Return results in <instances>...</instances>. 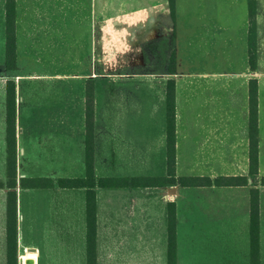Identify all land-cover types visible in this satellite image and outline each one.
<instances>
[{"label": "crops", "instance_id": "1", "mask_svg": "<svg viewBox=\"0 0 264 264\" xmlns=\"http://www.w3.org/2000/svg\"><path fill=\"white\" fill-rule=\"evenodd\" d=\"M5 17L0 0V264H7L10 192L7 83L16 85L17 264H87L86 189L57 185L86 175L87 83L94 84L96 178H168L169 80L176 89V178H247L248 186L97 187V264H168L171 202L177 264H251V80L258 82L264 264V0H256L254 70L248 0H175L174 12L169 0H16L11 71ZM110 61H170L174 71L116 73ZM37 179L54 186L22 184Z\"/></svg>", "mask_w": 264, "mask_h": 264}, {"label": "trees", "instance_id": "2", "mask_svg": "<svg viewBox=\"0 0 264 264\" xmlns=\"http://www.w3.org/2000/svg\"><path fill=\"white\" fill-rule=\"evenodd\" d=\"M174 12L175 0H169ZM249 3V64L256 69V0ZM6 66L9 71L16 65V0H6ZM174 71V66L170 67ZM6 126H7V188L10 192L7 198V264H17L16 238V85L7 83L6 98ZM259 124H258V82L251 80L249 84V144H250V177L255 179L253 187L248 188V209L250 216V258L251 264H259L260 257V190L257 188L259 168ZM166 136H167V172L168 178H102L95 176V98L94 84L87 83L86 91V175L81 179H60V188L86 189V219H87V264H97V194L98 188H138L163 187L180 185L196 187L198 181H203L211 192L218 187H247V178H218L215 180L198 178H176V89L175 81L166 84ZM25 187H53L52 181L47 179L23 180ZM212 186L216 188L213 190ZM4 184L0 182V188ZM208 195V194H206ZM217 195V194H214ZM218 196V195H217ZM177 205L169 203L167 206L168 225V264H177Z\"/></svg>", "mask_w": 264, "mask_h": 264}, {"label": "rangeland", "instance_id": "3", "mask_svg": "<svg viewBox=\"0 0 264 264\" xmlns=\"http://www.w3.org/2000/svg\"><path fill=\"white\" fill-rule=\"evenodd\" d=\"M106 63L107 67L110 68V72L113 71L118 73L119 71L125 72L127 70L132 72L133 69H137L139 73H142V76H144L143 74H145L146 71H149L151 66L155 68L158 72L164 73L170 67L171 64L170 61H157L152 63L149 61H110ZM158 78L159 82L161 83L162 77L158 75Z\"/></svg>", "mask_w": 264, "mask_h": 264}]
</instances>
